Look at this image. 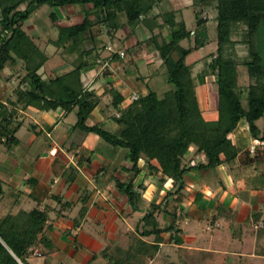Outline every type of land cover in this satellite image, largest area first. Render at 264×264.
<instances>
[{
  "label": "trees",
  "instance_id": "trees-1",
  "mask_svg": "<svg viewBox=\"0 0 264 264\" xmlns=\"http://www.w3.org/2000/svg\"><path fill=\"white\" fill-rule=\"evenodd\" d=\"M179 2L0 0V77L7 68H11L19 79L7 101L0 99V144L12 150L20 143L17 134L24 121H19L17 109L27 111L33 108L40 112L61 110L66 116L74 113L77 120L71 126L72 133L84 136L94 134L105 144L100 142L97 150L77 153L80 167L91 166L96 154L103 148L109 153L117 149L127 150L125 161L129 167H124V170L132 176L123 180L115 169L111 179L117 191L128 198L132 211L143 216L136 227L139 235L131 238L128 250L120 249L122 252L117 256L110 254V247L104 250L108 264H147L159 253L160 245L165 242L163 234L167 232L171 234L169 242L181 246L184 240L183 232L177 226V212H170L168 206L175 196L176 203L183 202L186 197L187 174L196 170L211 174L222 166H233L237 162L239 149L231 135L244 120L249 125L252 137L256 141H264V135L261 137L257 125L264 118V0H193L192 5L185 7ZM165 4L170 9L160 11ZM43 6L62 9L79 6L77 10L83 16L81 22L58 26V38L51 41L58 49L78 55L72 69L61 76L47 73L51 57L41 47L38 38L26 28L27 22ZM189 7L194 8L196 18V28L192 30L188 28L183 15V9ZM210 8L217 11L218 49L196 79L193 67L187 60L204 46L202 37L206 34L207 20L203 12ZM50 17L55 24L61 21L56 12L51 13ZM140 26L147 29L149 38L138 45L141 47L148 43L158 51L167 70L168 83L175 89L160 97L146 84V90H139V100L132 102V93L125 94L112 83L108 90L99 95L84 80L86 72L102 66L106 61L101 59L100 54L108 45L98 40L95 27L102 28L113 43L120 40L123 44L135 35ZM126 30L130 33L124 38L119 37L120 32ZM240 33L243 38L240 43L248 49V56L243 61H239L233 40V36ZM193 37L194 47L183 45L184 41L191 42ZM99 43L103 45L102 49ZM111 60L122 59L116 52ZM240 66L248 69L249 85L245 87L239 83ZM208 76L214 77L218 86L215 119L207 117L197 91V80L204 86ZM146 79L143 76L138 78L137 84L146 83ZM104 97H108V107L114 112L110 118L114 124L111 130L107 129L106 124L89 123ZM31 128L37 130L34 124ZM81 146L73 143L65 148L72 152ZM192 150L194 153L189 157ZM143 161L151 175L162 173L161 182L176 180L175 188L168 192L161 204L154 201L146 206L144 194L148 185L145 180L139 185L136 183L144 171ZM111 169L110 163L105 161L97 174H108ZM0 194L3 202L0 205V264H31L32 258L43 259V264H61L54 261L58 248L52 235L55 227L50 223V214L57 212L59 217L63 216L64 211H71L76 204L56 195L54 199L58 210L52 207L42 209L41 202L33 210H17L21 205L22 191L0 189ZM90 197V193L86 194L80 201L81 209L74 219L76 227L86 217ZM164 213L173 219L167 229L162 227L159 220ZM229 213L221 204L213 221ZM263 234L264 231L259 236L263 237ZM260 253L264 255V251ZM96 257L88 264H94ZM168 264L187 263L184 259L182 263L172 261Z\"/></svg>",
  "mask_w": 264,
  "mask_h": 264
},
{
  "label": "crops",
  "instance_id": "crops-1",
  "mask_svg": "<svg viewBox=\"0 0 264 264\" xmlns=\"http://www.w3.org/2000/svg\"><path fill=\"white\" fill-rule=\"evenodd\" d=\"M74 10L77 9L74 8ZM138 29L135 35L126 39L123 44L120 40L115 42L119 45V50L126 52V57L130 60V66H134L135 69L140 66L137 61L133 60L135 58L134 50L148 49L150 51L148 43L143 44L141 47L138 45L139 42L146 41L149 38V36H146L148 35L147 29L144 27L145 33L142 35ZM106 51L108 52V50ZM107 56V59H104L106 60L104 66L110 67L114 63H123L121 65H124V59L112 61V53L110 52ZM152 66L154 64L149 67ZM101 67L97 66L84 74L86 84L96 91L97 86L100 85L104 88V93L113 83L119 90L126 93L112 79L114 73L111 70H106L102 75ZM10 70L12 77L9 75ZM137 71L139 73H137L135 79L136 83L137 79L142 76L147 79L155 77V75H144L140 68ZM47 73L49 75L54 74L49 71ZM127 74L125 72L121 73L124 82L127 80ZM17 82H19V79L17 75H14V70L7 68L0 77V90L6 88L8 83L15 84ZM105 82H107L106 85ZM129 82L127 81L128 84H130ZM137 92H133V94ZM3 94L0 91V99L7 101L11 94L6 98ZM104 98L108 100V97ZM4 104L9 105L10 103ZM105 104L104 107V103H101L93 112L89 120L90 124L108 125L113 110L108 107V103ZM107 110L112 115H109ZM17 111L19 121H24L23 127L17 134L20 143L12 150H8L0 144V189L2 191L15 189L23 192L20 199L21 205L18 206L17 210H33L39 206V202H41L40 208L42 209L52 207L58 210L59 206L54 199L56 195L62 196L65 201L75 203V208L71 211H64L63 216L59 217L57 212H51L50 214V223L55 227L52 235L58 248V252L54 255V261L56 263L61 262V264H88L93 261L96 255L94 264H108L103 254L104 250L110 247V254L116 256L122 252L120 249L128 250L131 238L134 235H139L136 227L143 216L142 213L132 211L128 198L117 191L115 183L111 179L113 171L117 169V175L123 180H127L131 173L124 170V167H129L128 163L123 166L114 165L111 162L112 158L111 160L105 159L104 153H108V151L103 148L101 152L96 154L100 161L99 167H94L96 159L91 166L80 167L77 164L76 154L82 152V150H97L101 144L93 137L94 134L84 136L78 133L81 134L79 140L71 141L77 134H73L71 131V126L77 120L74 113L66 116L61 110L57 112H40L33 108L27 111L17 109ZM213 114L216 118V112ZM72 115H74V119L70 121ZM33 124L37 126V130L31 128ZM22 129L28 132L27 135L23 134V137L21 136ZM260 132L262 137L264 130L260 129ZM27 139L30 142L28 147L30 146L29 148L33 149V152L30 150L27 152V157L29 155L34 162L29 164L28 160L24 159L21 161L19 169L14 172L13 167L15 166L12 167L10 162L13 160V156L17 155V148H21L22 140L27 141ZM45 139L49 142L46 143ZM231 139L239 149L237 162L233 166H222L211 174L198 170L187 174L186 197L183 202L176 203L177 196H175L170 200L168 206L170 212H177V226L183 232L184 242L181 246L171 244L169 242L171 234L169 232L164 233L165 242L160 245L157 256L149 259V264H154L164 256L165 261H174L175 258L183 260L186 254H193L197 258L206 261L219 258L225 262L238 260L244 264H255L264 260V255L260 253L264 251V234L263 237L259 236L264 231V141L256 145L255 142H252L255 139L248 130L242 137L239 132H235L231 135ZM89 142L93 143V147L87 145ZM73 143L82 146L78 150L74 148L72 152H68L65 146L70 147ZM252 147L256 148L255 153H252ZM3 153L6 156H2ZM117 153L119 152L116 150L111 152L114 155ZM193 153V150L190 151L189 156H192ZM105 161L110 163L111 171L105 175L97 174ZM28 169L29 173H27ZM121 169L125 172L124 176L123 173H120ZM32 171L34 174H32ZM139 178L141 179L136 182L137 185L143 180L148 185L144 194L147 201L146 206L154 201L161 204L168 192L176 186L175 179H166L161 182L162 173L150 176L144 170ZM89 193L91 197L86 206V217L81 225L76 227L74 219L80 212V201ZM32 202L35 203L34 207L27 208V205H31ZM2 203L0 194V205ZM221 204L232 214H225L213 221ZM159 220L162 227L166 229L173 223L172 216L166 213L161 214ZM199 223L205 224L203 232H211V237H205L199 233ZM224 223L227 226H224ZM246 224H250V229L245 228ZM215 230H219L216 235ZM68 232H70V235H68ZM235 240L239 244L236 248L233 245Z\"/></svg>",
  "mask_w": 264,
  "mask_h": 264
},
{
  "label": "rangeland",
  "instance_id": "rangeland-1",
  "mask_svg": "<svg viewBox=\"0 0 264 264\" xmlns=\"http://www.w3.org/2000/svg\"><path fill=\"white\" fill-rule=\"evenodd\" d=\"M173 2L175 1H180L179 4L182 5L183 7L185 6H190L193 3V0H172ZM24 7H22L23 9ZM75 9H79V6L76 7H72V8H51L50 6H43L42 8H40L30 19L29 22H27L26 28L29 32H31V34L36 35L38 37V41L41 45V47L43 49H45L47 51V53L50 55L51 57V61L49 63V67L47 69V71H49L50 73L53 72L55 75L57 76H61L64 75L67 71H70L72 69V65L75 62V60L77 59L78 55H72L69 54L67 52H65L64 49H58L57 47H55L53 44H51L52 40H57L58 38V26H65V25H70L73 23H77V22H81L83 20V16L80 14L79 10H74ZM168 9H170L169 5L165 4L160 8V11H167ZM56 12L57 14H59L61 21L58 24H55L53 22V20L51 19L50 15L51 13ZM183 15L184 18L187 22V26L189 29H195L196 28V18H195V11L193 7H189L187 9H183ZM216 16H217V11L214 8H210V10L204 11L203 12V17L204 19L207 20V24L205 27V36L202 37L204 39V46L200 49L195 51L193 54H191L188 57V64L191 65L193 67V76L198 79V75L206 68V63L210 62L211 59V55L215 54L217 52L218 49V43H217V21H216ZM72 17V18H71ZM138 30H140V34H144L145 33V29L143 26H141ZM144 30V31H143ZM129 30L120 32L119 37H126V35H128ZM94 33L96 34L97 38L99 41H103L104 45H113L116 50H119V45L117 43H113L112 40L105 35V32L103 31L102 28L100 27H95L94 29ZM148 37V35H146ZM145 36V37H146ZM146 37V38H147ZM242 36L241 33L240 34H236L233 36V40L236 43L235 46V51L239 57V61H243L247 56H248V49L247 46L244 44H241L240 41H242ZM108 45V46H109ZM183 45L186 47H194L195 45V37H193L191 42L188 41H184ZM100 48L102 49V44L99 43ZM150 47V46H149ZM107 49L104 48L101 51V59H107V55L108 52L106 51ZM135 53V58L133 59L134 61L138 62V65L140 66V70L142 71V73L144 75H155V77H150L148 79H146V83L140 82V83H136L135 79L137 77V73H139L137 70L135 69L134 66H130L129 62L130 60L128 59V57H125L124 59V65H121L123 63H114L112 64L110 67H106L104 66V64L101 67V74L105 73L106 70H111L113 74V80L115 81V83H118V87H121L122 89H124L123 91H125V94H133V92H137L135 93V95H139L141 91H144L147 89V86L150 87L151 90L157 92V94L160 97H163L165 93L172 91L175 89V87L168 83V74H167V70L165 67H163V61L158 53V51L151 49L150 47V51L148 49H143L140 51H136L134 50ZM154 64V66L149 67L150 65ZM149 68H148V67ZM111 68V69H109ZM157 68V70L155 71V69ZM128 73L126 76V81L124 82L122 79V75L121 73ZM4 73V72H3ZM12 72L10 70L9 75L12 77ZM102 74V75H103ZM7 77V76H6ZM112 80V81H113ZM127 81L130 83L128 84ZM150 82V83H148ZM19 82L15 83V84H7L6 88H3V90H0L2 93H4V97L6 98L9 94H11L12 89L16 87V85ZM198 85V97H199V101L201 104L202 109L207 113V117L209 119H214V112L216 111L217 107H218V86L215 83V78L212 76H208L206 78V85L202 86L200 85L199 80H197ZM239 83L242 86H248L249 85V74H248V69L244 66H240L239 67ZM107 84V82H105V85ZM128 87V89H127ZM120 88V89H121ZM127 90V91H126ZM104 91V88H102V86H97V93L99 95H102ZM134 95V94H133ZM132 95V96H133ZM102 103H104V107L106 106L105 103H109V99L105 100V98L102 99ZM110 110V109H109ZM107 110V111H109ZM109 115H112L111 112H108ZM114 114V112H113ZM74 119V115L71 116V118L69 119L70 121ZM258 126L261 130H264V118H262L258 123ZM114 124H112V121H110L107 125V129L111 130L113 128ZM247 130L250 132L249 130V125L248 123L244 120L241 122L239 128L237 129L236 132H239V135L242 137V135H245ZM28 133L25 129H22L21 131V136L23 134ZM27 135V134H26ZM81 134H76V136L74 138L71 139V141H75V140H79ZM23 137V136H22ZM93 137H95L97 139V141L101 142L99 140V138L96 135H93ZM22 146L21 148H17V155L13 156V160L10 162L13 166L14 172L15 170L19 169L18 167L21 165V161L24 159L28 160V163L30 164V162H34L33 159L31 157H27V152H29V150L31 152H33L31 148L28 147L29 145V141L27 139V141L22 140ZM46 143L49 142V140L47 141L45 139ZM252 142H255L256 145L260 144V141H255L252 140ZM259 142V143H258ZM102 143V142H101ZM103 145H105L104 143H102ZM89 147H93V143L89 142L87 144ZM29 148V149H28ZM103 148V147H101ZM117 153L116 155L111 154V153H104L105 154V159L107 158L108 160H111V158L113 159L111 162L114 163V165H118V166H123L125 164H127V162L124 160V155L127 154V150L125 149H117L116 150ZM101 152V151H100ZM193 155V154H192ZM2 156H6L5 153L2 154ZM191 157V156H189ZM99 157H96V161L94 163V167H99ZM28 164V165H29ZM146 163L143 161L142 165ZM144 165V166H145ZM119 169V168H118ZM145 172L148 173L147 171V167L145 166ZM28 171V172H27ZM26 172L29 173V169ZM25 172V171H23ZM120 173H123L122 175L124 176L125 172L123 171V169L120 170ZM25 174V173H22ZM32 174H34V172L32 171ZM150 176H152L150 173H148ZM26 176V175H25ZM132 174H130L129 177H131ZM141 178H138L136 182H139ZM34 202L31 203V205H27V208H33L34 207ZM200 228H199V233L201 235H204L205 237H211L212 233L211 232H203V226L205 225L204 223H199ZM224 226H227V224L224 223ZM245 228L250 229V224H246ZM219 230H215V235L218 234ZM235 243V244H234ZM234 247L236 248L239 244L238 242H233ZM40 254V253H39ZM39 256V255H37ZM184 259L186 261L187 264H244L242 262H239L238 260H233L231 262H225L219 258H217L216 260H202L197 258L195 255L193 254H186L184 255ZM193 257V258H192ZM165 258V256H164ZM164 258H160L159 261L154 262V264H168L169 262H172V260L170 261H165ZM187 258V259H186ZM183 260H180L178 258H175L174 261L178 262V263H182ZM150 261H148L147 264H149ZM259 262V261H258ZM256 262L255 264H264V260L260 261L259 263ZM31 264H43V259L40 258H32L31 259ZM247 264V263H246Z\"/></svg>",
  "mask_w": 264,
  "mask_h": 264
},
{
  "label": "built area",
  "instance_id": "built-area-1",
  "mask_svg": "<svg viewBox=\"0 0 264 264\" xmlns=\"http://www.w3.org/2000/svg\"><path fill=\"white\" fill-rule=\"evenodd\" d=\"M107 50H108L110 53H112V54L118 52V53L120 54V58H121L122 60L125 59V57H126V52H125V51H123V50L116 51L113 45H109V46L107 47ZM139 98H140L139 95H135V94H134V95L131 97V101H132V102L137 101V100H139ZM255 150H256L255 147H252V148H251L252 153H255Z\"/></svg>",
  "mask_w": 264,
  "mask_h": 264
},
{
  "label": "water",
  "instance_id": "water-1",
  "mask_svg": "<svg viewBox=\"0 0 264 264\" xmlns=\"http://www.w3.org/2000/svg\"><path fill=\"white\" fill-rule=\"evenodd\" d=\"M20 262V261H19ZM20 264H22L21 262H20Z\"/></svg>",
  "mask_w": 264,
  "mask_h": 264
}]
</instances>
